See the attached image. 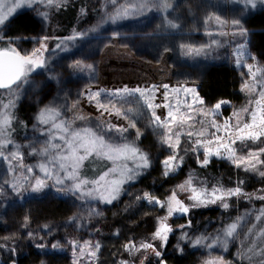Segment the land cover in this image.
I'll return each instance as SVG.
<instances>
[{
	"label": "rangeland",
	"instance_id": "374dc122",
	"mask_svg": "<svg viewBox=\"0 0 264 264\" xmlns=\"http://www.w3.org/2000/svg\"><path fill=\"white\" fill-rule=\"evenodd\" d=\"M151 1H156V6ZM178 1L185 8L181 12L182 19L188 23L179 26L177 29L182 31L174 35L159 18L167 0H142L125 6L118 5L120 0H104L107 3L103 5L105 24L101 22L103 30L94 34L95 39L90 40L89 48L83 53L84 65L79 68L82 80H78L81 83H71V88L58 97L60 107L52 109L55 116L50 118L38 111L41 109L38 106L33 114H27L28 131L22 138L14 137L13 140L8 133L7 114L0 111V230L7 242L14 243L19 236L28 242L45 237L44 244L35 245L37 249L51 252L67 249L73 264H94L100 245L91 233L92 229L89 230V214L108 213L139 197L148 207L162 211V216L165 214L164 222L172 229L169 238L175 240L170 244L174 251L172 248V252L165 250V243L161 241L160 247L153 244L162 253V257H157L149 244L138 246L131 251L134 257L128 258L125 264H147L143 255L147 247L152 249L147 253H151L154 264H159L160 260L164 264H173L171 259L175 264H220L221 259L224 264L264 261L262 256L255 258L254 263L249 262L255 255L244 251L250 244L259 246L254 253H264V199H259L264 196V177L259 175L264 172V163L255 159L259 155L260 160H264V151H261L264 135L256 141L241 139V130L264 131V128L252 127L254 116L257 124H264V116L259 115L264 110V48L258 47L251 32L258 29L250 26L253 19L264 20V3L232 0L231 13L224 23L217 20L211 25L215 31L192 37L186 33L195 28L204 30L202 25L193 22V18H201L203 13L208 18L212 13L207 12L200 0ZM207 1L219 3L221 0ZM43 3L44 0H0V22L9 23L17 13L39 16L45 11ZM245 7L252 12L241 21L238 16L247 11ZM212 11L217 19L225 17L213 8ZM5 30L0 34V38L7 41V49H3L23 56L24 74L27 66L33 60L42 59L44 53H39L38 47L33 49L34 52H28L21 42L22 38L28 37L12 38ZM39 30L40 27L28 35L43 32ZM220 50L221 59L227 58L224 60H228L234 69L239 85L236 89L239 96L234 101L226 97L207 99L200 91V82L207 74L204 73L207 62L212 60V53L217 54ZM38 102L39 97L32 96L25 103L33 106ZM177 116L179 120L175 119ZM245 125L249 127L245 129ZM205 129V134L200 135ZM217 137L230 148L221 157L212 156L210 160L220 159L244 171L247 166L246 172L258 183L260 181L252 203L227 215L219 226V211L211 218L192 217L191 214L193 210L205 213L207 208L224 209L222 204L232 195L215 204L192 207L195 202L189 199L194 194L191 188L208 192L214 188L208 190L202 180L193 184L190 178L185 180L183 176H177L185 159L181 155L183 149L189 150L194 160L202 164L205 147L215 149L219 146ZM144 138L151 141L149 150L143 152L142 157L133 146L135 141ZM201 141L203 143H199ZM74 142L77 146L72 144ZM59 147L63 151L56 152ZM231 148L235 149L236 159L251 157L247 165L236 166L227 158L233 155ZM91 152L95 158L90 156ZM89 157L102 163V170L104 165L107 168L90 181L93 187L83 191L79 184L86 180H77L67 167L79 169ZM22 158L27 160L23 165L20 163ZM170 158L176 165L175 170L165 175L169 170L166 161ZM155 166L164 177H173L168 187L160 192L163 197L153 196L158 193L157 186L153 189L152 183L142 177L148 167ZM189 180L190 185L186 183ZM180 185L185 188L181 189ZM105 192L110 199L104 200ZM173 193L189 207V212L168 215V198ZM55 198H66L70 210L67 225L59 230L54 223L44 224L41 232L33 235L31 231H36L40 223L34 218L14 214L26 200L37 205L40 199L49 202ZM161 203L165 206L161 207ZM162 218L164 216L157 221L156 231ZM30 222H33L32 226ZM231 224H236L237 228L228 236L226 229ZM68 233L72 236L62 239ZM56 234L60 238L49 242L48 239ZM197 238H201L200 244L195 243ZM40 264L47 262L43 260Z\"/></svg>",
	"mask_w": 264,
	"mask_h": 264
},
{
	"label": "trees",
	"instance_id": "16d2710c",
	"mask_svg": "<svg viewBox=\"0 0 264 264\" xmlns=\"http://www.w3.org/2000/svg\"><path fill=\"white\" fill-rule=\"evenodd\" d=\"M139 1L142 0H120L121 4L118 5H133ZM189 1L187 0V2ZM200 2L203 4V7L208 9L207 12H211L212 15L206 18V13H203L201 18H199L200 16L193 18V22L200 26L202 25L204 30L200 31V29L197 30L195 28L186 33L188 36L193 37V35L198 34L203 36L202 34L209 33V30L211 32L215 31L211 29V25L213 23L216 24L217 20L224 23L223 20H226L227 15L231 13L230 5L233 3L232 0H221L220 4L218 1L200 0ZM257 2L264 3V0H257ZM104 3L107 4L104 0H44L45 11L41 12L39 16L32 15L30 17L26 14L17 13L11 18L9 23L0 22V34L8 26V30L5 31L12 38L14 36L28 37L21 40V42H24L23 46H25L28 52H34L33 49L38 47L40 49L39 53L43 52L44 55L48 54V52L50 53V55L46 54L45 56L42 54V60L44 61L42 66L33 64L32 62L27 66L28 68L25 73L22 74L14 86L0 89V111H4L7 114L8 133L11 134L13 140H15L14 137L17 139L22 138L28 131L30 121L27 119V114H33L36 108L40 106L41 109H38V111L40 110L45 115H49L50 118L54 117L55 112L52 109L60 107L58 97L65 94L66 90L71 88V83H75V85L81 83L78 80H82L81 73L79 75V68L82 64L84 65L83 53L89 48L90 40L95 39L94 34L103 30L101 22H104ZM150 3L153 6L157 4L156 1H151ZM226 6L228 14L226 13L225 15L224 10ZM212 8L220 16L224 15L225 17L217 19L213 15ZM161 9L163 10L160 15L161 17H159L161 22L166 24V29L169 32L179 35L178 31L182 30L177 28L188 23V20L182 19L181 12L185 8L179 5L178 0H167L165 6ZM245 9L247 11L238 16V19L241 21L245 20L249 13L252 12L248 7H245ZM176 10L178 12L174 13ZM178 21L180 23L176 26ZM250 26L258 29L251 32L258 47L264 48V20L253 19L250 22ZM39 27V31L42 30L43 32L28 35V32L36 31ZM0 43L3 44L0 46V50H6L7 46L5 44L7 41L0 38ZM5 47L6 49H3ZM219 53H222L221 50L217 54L215 52L212 55L210 54L212 56L210 59L212 60L207 62L208 66H206L207 68L204 72L207 74L200 82V91L207 99L212 98L215 100L226 97L234 101L239 96V93L236 91L239 85L235 80V71L230 66L229 61L224 60L227 58L221 59ZM31 90L33 92H30ZM32 96H38L40 102L33 106L26 105L27 98ZM47 109L49 111H46ZM150 141L148 138H144L140 142L135 141L133 149L136 150L138 155H142L143 152L149 150L150 146L148 145ZM72 144L77 146L75 142ZM61 151L63 149L59 147L56 152ZM87 152L90 151L87 150ZM181 155L185 159L177 176H183L185 180L190 178L193 184H197L202 180L208 190H210V187L215 188L217 186L225 190L242 189L239 194L232 195L229 198L228 209L207 208L204 211L205 213L202 210H193L192 217L204 215L211 218L219 211L220 214L217 216L219 219L217 224L219 226L224 221L222 219H225L227 215L235 214L236 211L252 203L254 190L260 186V181L258 183V180L254 179L249 172L227 164L220 159H212L206 165H202L199 161L196 162L194 160L187 149H183ZM90 156L95 158L96 155L92 153ZM26 161V159L22 158V161H20L21 165ZM102 166V163H98L89 157L85 159L79 169L67 167V171L72 173L77 180H86L83 184L78 183L84 191L93 187L90 181L107 168L104 165V169L102 170ZM142 177L146 182L152 183L153 189L157 186L158 193L153 196L161 197L164 194L160 192L165 187H168L173 179V177L161 175L156 166L152 168L148 167L142 174ZM105 193L104 200L110 199L107 196V192ZM29 201L26 200L22 205L17 207L14 214H19L20 217L24 215L28 219L34 218L36 219L34 221L40 223L36 231L34 229L31 231L33 235L40 233L41 226L44 224L54 223L55 227L58 226L56 227L58 230L62 226L67 225L70 218V210L68 205H66L68 203L66 198H55L49 202H44L40 199L37 205ZM262 215H264V211ZM163 216L165 218V214ZM163 216L162 211H158L155 207H148L139 197L133 198L125 207H118L108 213H104L103 211H98L97 214L90 213L88 227L89 230L92 229L91 233L100 245V251H98L94 264H125L128 258L134 257L131 251L137 249L138 246L143 247L148 244H157L160 247L161 240L155 237V233L157 221ZM126 219L129 221L127 222ZM29 224L32 226L33 222ZM68 236L70 238L72 234L68 233L66 236H62V239L65 240V237ZM56 237L60 238L59 234L50 237L48 241L51 242ZM71 238L72 240L77 239L76 237ZM42 240H46V238H39L37 242L31 240L28 242L27 240L22 241L19 236L15 240L16 242H7V239L3 237L0 230V260L2 264H40L43 260L47 264H73L71 255L67 249L55 252L37 249L35 245L39 243L44 244ZM171 243H175L173 237H170L165 244L164 248L168 252H172L170 250L172 248ZM147 248L143 252L144 262L154 264L151 253H147V251H152V249L148 250ZM255 249H259V246L248 244L246 249H244L246 253L248 252L252 256L255 255L254 259L249 262L254 263L255 258H262L264 256V253L259 255L254 253L253 251L256 252ZM172 250L174 251L173 248ZM173 261L171 259V263L175 264V261ZM257 263L264 264V261ZM240 264H243V262H240Z\"/></svg>",
	"mask_w": 264,
	"mask_h": 264
},
{
	"label": "snow or ice",
	"instance_id": "6c2138e0",
	"mask_svg": "<svg viewBox=\"0 0 264 264\" xmlns=\"http://www.w3.org/2000/svg\"><path fill=\"white\" fill-rule=\"evenodd\" d=\"M33 64L36 65H43L44 61L42 59L40 60H33L32 61ZM260 116H264V110H261V112L259 113ZM157 119H159V117H157ZM176 120H179L180 117H175ZM191 119V118H189ZM256 117L254 116V122L252 124V127H261L264 128V124H257L255 122ZM249 126L245 125V129H247ZM206 132V129L200 133V135H204ZM242 135H241V139H252L253 141L259 140L261 135H264V131L261 132H246L245 130H241ZM217 144L219 145L218 147H216L215 149H213L212 147H205V160L202 162L203 165H206L207 163H209L210 158L212 156H218L221 157L224 151L229 150L230 146L229 145H225L222 144L219 137H217ZM199 143H203L202 141ZM212 142L210 141L209 144H211ZM231 153H233V155H228L227 158L230 159L236 166H240L241 164H246L249 162L251 157H244L243 159H236L235 158V149L231 148L230 149ZM261 151H264V149H262ZM255 159L259 162V163H264V160H260L259 155L255 156ZM166 164H168L169 166V170L166 171L165 175H168V172L170 170H175V164L172 162L171 158L169 159V161H166ZM245 170H249L248 167H245ZM254 170V169H253ZM260 176L264 177V172H260L259 173ZM187 184H191V180H189L188 182H186ZM181 189H184L185 186L184 185H180ZM191 191L194 193L192 196L189 197V199L193 200L195 203L192 204V207H200L201 205H206L209 203L215 204L218 200H223L225 197H229L231 195H237L239 194L242 189H229L227 191L222 190L221 188H214L211 192H208L206 189H199L197 190L196 188H191ZM147 195V194H146ZM209 197H211V199H209ZM259 199H264V196L259 197ZM160 203V202H159ZM165 205L163 203H161V207H164ZM222 207L224 209H228L229 208V203L228 202H224L222 204ZM167 211H168V215L171 216L173 214V212H180V213H187L189 212V207L186 206L182 201H180L179 199H177L176 194L173 193V195L171 197L168 198V203H167ZM167 218H162L161 220V224L159 229L156 231L155 233V237H158L162 242H164L165 244L168 242L169 239V233L172 232V229L168 226L167 223L164 222V220H166ZM257 219H259V217H257ZM237 225L236 224H231L228 226V228L226 229V235L231 236L233 234V232L236 230ZM249 231H251V229H249ZM201 238H197L195 243L196 244H200ZM224 246H225V250L227 248V241L224 242ZM148 247H152L153 251L155 252L157 257H162V253L159 252L158 250H156V248L153 245H148ZM159 264H164V262L162 260L159 261ZM209 264H215V262H209ZM220 264H224L223 260H220Z\"/></svg>",
	"mask_w": 264,
	"mask_h": 264
},
{
	"label": "water",
	"instance_id": "95a60500",
	"mask_svg": "<svg viewBox=\"0 0 264 264\" xmlns=\"http://www.w3.org/2000/svg\"><path fill=\"white\" fill-rule=\"evenodd\" d=\"M23 74V56L13 51L0 50V89L14 86Z\"/></svg>",
	"mask_w": 264,
	"mask_h": 264
}]
</instances>
